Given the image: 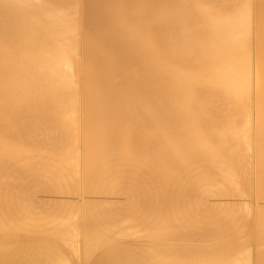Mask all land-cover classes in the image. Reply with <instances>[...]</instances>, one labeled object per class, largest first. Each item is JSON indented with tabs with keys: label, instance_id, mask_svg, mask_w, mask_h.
Masks as SVG:
<instances>
[{
	"label": "bare ground",
	"instance_id": "1",
	"mask_svg": "<svg viewBox=\"0 0 264 264\" xmlns=\"http://www.w3.org/2000/svg\"><path fill=\"white\" fill-rule=\"evenodd\" d=\"M38 1L0 0V264H264V0Z\"/></svg>",
	"mask_w": 264,
	"mask_h": 264
},
{
	"label": "rangeland",
	"instance_id": "2",
	"mask_svg": "<svg viewBox=\"0 0 264 264\" xmlns=\"http://www.w3.org/2000/svg\"><path fill=\"white\" fill-rule=\"evenodd\" d=\"M38 2H40V3H42V2H43V3H44V2H45V0H39ZM54 4H55V3H54ZM252 263H253V262H252Z\"/></svg>",
	"mask_w": 264,
	"mask_h": 264
}]
</instances>
